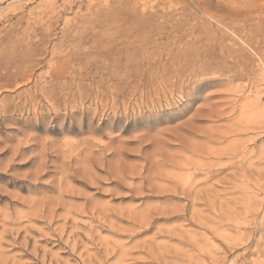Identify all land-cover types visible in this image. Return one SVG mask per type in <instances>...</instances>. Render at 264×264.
Returning <instances> with one entry per match:
<instances>
[{"label":"rangeland","instance_id":"rangeland-1","mask_svg":"<svg viewBox=\"0 0 264 264\" xmlns=\"http://www.w3.org/2000/svg\"><path fill=\"white\" fill-rule=\"evenodd\" d=\"M0 264H264V0H0Z\"/></svg>","mask_w":264,"mask_h":264},{"label":"bare ground","instance_id":"bare-ground-1","mask_svg":"<svg viewBox=\"0 0 264 264\" xmlns=\"http://www.w3.org/2000/svg\"><path fill=\"white\" fill-rule=\"evenodd\" d=\"M44 6H46V4L44 5ZM50 6V5H49ZM48 7V6H47ZM142 24V23H141ZM180 28V27H179ZM150 30V29H149ZM164 30V29H163ZM175 31V30H174ZM142 34V33H141ZM145 35H146V33H144ZM167 34V33H166ZM170 35V34H169ZM141 37V36H140ZM141 39V38H140ZM139 40V38H138V36H128V37H126V39H125V41H124V46L122 47L123 48V54L122 55H124V57H125V59L126 60H128V61H131V60H133L138 54H142V53H144L145 51H146V49H144V48H142L141 46H133L132 45V43H135V42H137ZM152 40V39H151ZM162 47V46H161ZM121 48V49H122ZM119 49V48H118ZM225 49V48H224ZM114 50V49H113ZM159 51V50H158ZM117 53V52H116ZM119 53V52H118ZM154 53H156V52H154ZM161 54V53H160ZM151 55V54H150ZM152 55H154V54H152ZM29 56V55H28ZM148 57V56H147ZM160 57V56H159ZM140 58V57H139ZM139 58H137V59H139ZM40 60V59H39ZM146 60V59H145ZM134 61V60H133ZM167 61V60H166ZM115 62V61H114ZM139 63V62H138ZM119 64V63H118ZM194 64V63H193ZM106 65V64H105ZM147 65V64H146ZM134 67V66H133ZM174 67V66H173ZM30 69V68H29ZM115 69H117V68H115ZM181 70V69H180ZM184 73V72H183ZM177 74V73H176ZM157 81V80H156ZM162 81V80H161ZM139 82V81H138ZM137 82V83H138ZM43 84V83H42ZM181 84V83H180ZM45 85V84H44ZM145 86V85H144ZM163 86H164V84H163ZM141 87V86H140ZM165 87V86H164ZM40 88V87H39ZM180 88V87H179ZM53 89V88H52ZM40 90V89H39ZM41 90H42V88H41ZM41 92V91H40ZM39 92V93H40ZM42 92H43V90H42ZM30 94V93H29ZM44 95V94H43ZM42 95V96H43ZM100 96V95H99ZM27 97V96H26ZM80 97L78 96V99H79ZM95 99V98H94ZM100 100V99H99ZM67 101H68V99H67ZM94 101V100H93ZM79 102V101H78ZM77 102V103H78ZM73 103V102H72ZM75 103V102H74ZM80 103V102H79ZM67 106V105H66ZM56 112V111H55ZM48 118V117H47ZM230 153V152H229ZM228 155V154H227ZM194 171V170H193ZM211 171V170H210ZM157 177V176H156ZM190 177V176H189ZM188 178V177H187ZM178 182V181H177ZM187 182V181H186ZM190 186H192V184L190 185ZM181 187V186H180ZM193 187V186H192ZM190 188V187H189ZM173 191H174V189H173ZM189 201V200H188ZM128 218H129V220L131 221H129L130 222V224H132V225H135L136 227H140V228H143V227H146L147 226V218H148V216H149V211H147V212H145V211H141V212H139V211H137L136 212V208H132V209H129V211H128ZM135 226H134V228H135ZM108 253V252H107ZM155 256V255H154ZM153 256V257H154ZM151 260V259H150ZM157 261V260H156Z\"/></svg>","mask_w":264,"mask_h":264}]
</instances>
